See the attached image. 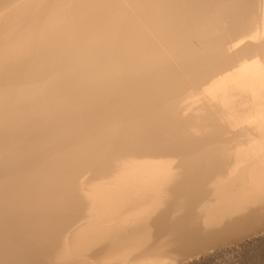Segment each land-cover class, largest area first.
<instances>
[{
    "label": "bare ground",
    "instance_id": "6f19581e",
    "mask_svg": "<svg viewBox=\"0 0 264 264\" xmlns=\"http://www.w3.org/2000/svg\"><path fill=\"white\" fill-rule=\"evenodd\" d=\"M0 264H264V0H0Z\"/></svg>",
    "mask_w": 264,
    "mask_h": 264
}]
</instances>
